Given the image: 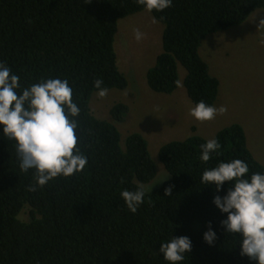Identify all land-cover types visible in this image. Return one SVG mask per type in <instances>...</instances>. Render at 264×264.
I'll return each instance as SVG.
<instances>
[{
	"label": "trees",
	"instance_id": "trees-1",
	"mask_svg": "<svg viewBox=\"0 0 264 264\" xmlns=\"http://www.w3.org/2000/svg\"><path fill=\"white\" fill-rule=\"evenodd\" d=\"M143 9L136 0H0V62L20 77L18 94L42 79L68 81L81 110L78 147L88 161L82 171L28 191L35 170L20 171L15 141L7 140L0 126V264H169L160 245L181 236L192 247L179 264H255L240 255L241 237L225 231L220 221L227 213L213 203L232 183L225 182L219 192L201 183L206 169L233 159L247 163L248 178L264 174L239 123L214 134L220 155L213 153L207 163L199 159L207 139L198 134L164 143L158 159L170 178L145 191L135 213L120 196L150 182L155 163L142 134L132 132L121 144L114 122L124 118L127 105L111 107V122L95 117L89 101L96 79L108 89L127 86L116 63L114 35L119 18ZM255 9L264 11V0H172L171 7L152 11L164 27L162 51L145 73L148 86L172 93L180 64L192 103L213 105L219 81L199 55L201 41L240 25ZM169 186L171 194L165 196ZM24 208L28 220L20 218ZM209 222L216 235L211 246L203 239Z\"/></svg>",
	"mask_w": 264,
	"mask_h": 264
},
{
	"label": "rangeland",
	"instance_id": "rangeland-1",
	"mask_svg": "<svg viewBox=\"0 0 264 264\" xmlns=\"http://www.w3.org/2000/svg\"><path fill=\"white\" fill-rule=\"evenodd\" d=\"M264 11L255 9L240 25L209 33L201 41L199 55L207 63L209 72L219 81L213 106L227 108L223 115L206 122L195 120L189 110L194 106L188 98L183 80L185 68L178 64V84L170 93L153 91L145 73L162 51L164 25L151 12H139L119 18L114 35V50L119 70L127 78L125 88H110L104 98L93 91L89 101L91 113L102 120L113 122L111 107L116 103L128 106L119 122L121 144L132 132L142 134L148 143L156 174L148 183H140L145 191L160 187L170 178L158 159V150L166 142L182 140L192 134L212 139L221 128L239 123L254 158L264 165ZM144 35L137 41L133 29ZM20 218L28 220V208Z\"/></svg>",
	"mask_w": 264,
	"mask_h": 264
},
{
	"label": "clouds",
	"instance_id": "clouds-1",
	"mask_svg": "<svg viewBox=\"0 0 264 264\" xmlns=\"http://www.w3.org/2000/svg\"><path fill=\"white\" fill-rule=\"evenodd\" d=\"M89 2L86 0V3ZM136 3L148 12H160L171 7L172 0H136ZM133 35L139 41L144 34L137 28L133 29ZM19 81L20 77L13 74L11 68L0 62V126L3 127L4 137L15 141L20 171L35 170V184L29 185L28 191H36L54 178L72 176L86 167L87 157L78 147L76 132V118L81 110L72 99L73 89L66 79H42L18 94L17 90L21 88ZM103 83L101 79L94 81L97 96L101 99L108 94V88ZM226 111L223 105L215 107L199 101L189 114L199 122H206ZM200 149L199 159L207 163L213 153L220 155L221 144L212 138L201 144ZM248 173L246 162L233 159L206 169L201 183L215 185L217 192L225 182L232 183L233 186L223 197L216 195L213 198L220 212L227 213V218L220 224L226 232L241 237V256H247L255 264H264V174L257 172L248 178ZM164 194H171V186L165 189ZM120 196L128 210L135 213L144 202L145 188L139 185L135 191L123 190ZM215 238L209 222L203 239L211 246ZM191 247V240L181 236L162 242L159 252L169 264H179Z\"/></svg>",
	"mask_w": 264,
	"mask_h": 264
}]
</instances>
